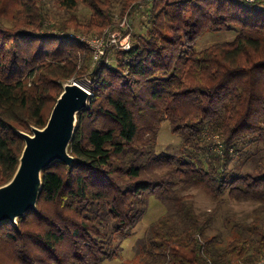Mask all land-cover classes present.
I'll use <instances>...</instances> for the list:
<instances>
[{
	"label": "trees",
	"instance_id": "trees-1",
	"mask_svg": "<svg viewBox=\"0 0 264 264\" xmlns=\"http://www.w3.org/2000/svg\"><path fill=\"white\" fill-rule=\"evenodd\" d=\"M246 0H0V185L15 173L20 131L43 127L63 84L88 78L70 164L42 170L36 209L0 223V264H103L117 256L154 194L165 206L134 264H259L264 255V13ZM55 4L64 15L49 14ZM146 31L113 62H93L68 33L96 34L129 7ZM80 6L89 11L86 18ZM231 40L197 49L207 31ZM11 45V48L8 45ZM168 120L180 138L157 150ZM201 188L255 204L251 218L198 211ZM227 226V232L222 231ZM264 264V262L262 263Z\"/></svg>",
	"mask_w": 264,
	"mask_h": 264
},
{
	"label": "water",
	"instance_id": "water-1",
	"mask_svg": "<svg viewBox=\"0 0 264 264\" xmlns=\"http://www.w3.org/2000/svg\"><path fill=\"white\" fill-rule=\"evenodd\" d=\"M90 88L77 80L63 84L50 116L43 127L32 126L30 132L20 131L24 139L17 169L10 180L0 185V223L17 224L19 216L36 209L42 187V170L53 161L70 164L75 158L68 146L77 123V113L88 105Z\"/></svg>",
	"mask_w": 264,
	"mask_h": 264
},
{
	"label": "rangeland",
	"instance_id": "rangeland-1",
	"mask_svg": "<svg viewBox=\"0 0 264 264\" xmlns=\"http://www.w3.org/2000/svg\"><path fill=\"white\" fill-rule=\"evenodd\" d=\"M257 5L258 7L255 8L261 10V12L264 13V0H259ZM48 9L49 14L53 15L54 17L64 15V12L60 10L55 4H49ZM146 9L147 7L145 4L140 6L139 11H133V9L129 7L122 15H117V24L114 27H106L99 33L85 34L82 36H85L86 38H100L106 40L111 36V32L118 31L119 39L122 40V38L127 35V38L132 45L133 33L135 31H146V24L143 25L148 17ZM79 11L83 18H86L89 13L88 9L82 6H80ZM124 21H126V24L121 25L122 23H124ZM236 31V28L229 30L207 31L205 35L197 42L196 48L202 49L213 43L231 40L235 37L237 33ZM8 47L11 48V45L9 44ZM113 49H120V47L117 44L108 45L105 48V52L102 56L105 61L107 59L108 62H113L112 57H109V53L113 51ZM93 62L95 61L93 60ZM79 80L85 81V83L87 84V89L90 88V80L88 78H82ZM170 129L171 128L168 120H164L161 124L159 140L156 144L157 150L160 149L174 151L173 148H176L179 144V136L173 135ZM178 192L190 194L191 196L189 200H191L198 211H210L211 209L217 207V224H221L222 218H224L228 213V215L236 216L239 219H243L246 216L247 218H251L253 209L255 207V204L250 201H235L230 199L226 195L225 198L220 201L221 199L212 198L201 188L190 187L186 189H179ZM165 210L166 209L164 204L159 201L154 194L148 195L147 211L145 212L139 223L136 225L134 230L121 239L117 256L112 259L105 260L103 264H134L136 262L137 256V242H139V240L144 237V234L146 233L152 222H154L160 215H162ZM227 229V226H222L223 232H227Z\"/></svg>",
	"mask_w": 264,
	"mask_h": 264
},
{
	"label": "built area",
	"instance_id": "built-area-1",
	"mask_svg": "<svg viewBox=\"0 0 264 264\" xmlns=\"http://www.w3.org/2000/svg\"><path fill=\"white\" fill-rule=\"evenodd\" d=\"M246 1L256 2L257 0H246ZM124 24H126V21H124V23H122L121 25H124ZM68 35L70 37H77L83 40L84 42H86L92 50V57L96 63L104 60L102 56L105 52V48L108 45L117 44L120 47V49H129L131 47V43L129 39L127 38V35L124 36L122 40H120L118 31L111 32L110 34L111 36L107 38L106 40L100 39V38H86L85 36H82V34H76L72 31H70ZM106 62H108L107 59H106ZM263 262H264V255L257 263L262 264Z\"/></svg>",
	"mask_w": 264,
	"mask_h": 264
},
{
	"label": "bare ground",
	"instance_id": "bare-ground-1",
	"mask_svg": "<svg viewBox=\"0 0 264 264\" xmlns=\"http://www.w3.org/2000/svg\"><path fill=\"white\" fill-rule=\"evenodd\" d=\"M78 83H79L81 86L87 88V84L85 83V81H83V80H78Z\"/></svg>",
	"mask_w": 264,
	"mask_h": 264
}]
</instances>
